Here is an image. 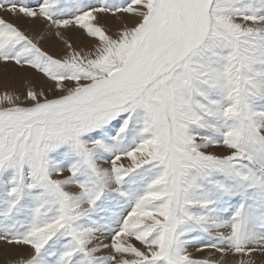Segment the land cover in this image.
<instances>
[{"label": "snow or ice", "instance_id": "obj_1", "mask_svg": "<svg viewBox=\"0 0 264 264\" xmlns=\"http://www.w3.org/2000/svg\"><path fill=\"white\" fill-rule=\"evenodd\" d=\"M0 75V264H264V0H0Z\"/></svg>", "mask_w": 264, "mask_h": 264}, {"label": "rangeland", "instance_id": "obj_2", "mask_svg": "<svg viewBox=\"0 0 264 264\" xmlns=\"http://www.w3.org/2000/svg\"><path fill=\"white\" fill-rule=\"evenodd\" d=\"M106 22L108 24V27L112 30H115L121 23L119 19L113 18V17L106 18ZM36 25H37V21L22 23L23 27H25L26 29L30 31H34V34L38 35L39 32L44 28V24L41 27H37ZM68 34L72 35L73 33L70 32ZM75 43L77 46H81L83 43H89V41H87L86 39H76ZM43 46L52 52H55L58 54L62 53V48H63L62 44L51 35H49L48 38L43 42ZM3 84H4V79L2 75H0V88L3 87Z\"/></svg>", "mask_w": 264, "mask_h": 264}, {"label": "bare ground", "instance_id": "obj_3", "mask_svg": "<svg viewBox=\"0 0 264 264\" xmlns=\"http://www.w3.org/2000/svg\"><path fill=\"white\" fill-rule=\"evenodd\" d=\"M37 27H41V26H43V23L42 22H40V21H37V25H36ZM3 77V76H2ZM2 79V78H1Z\"/></svg>", "mask_w": 264, "mask_h": 264}]
</instances>
